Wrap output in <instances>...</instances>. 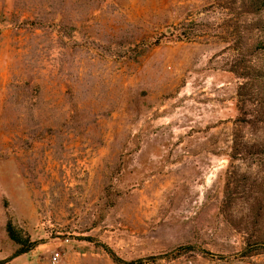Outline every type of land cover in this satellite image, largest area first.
Returning a JSON list of instances; mask_svg holds the SVG:
<instances>
[{
  "label": "rangeland",
  "instance_id": "1",
  "mask_svg": "<svg viewBox=\"0 0 264 264\" xmlns=\"http://www.w3.org/2000/svg\"><path fill=\"white\" fill-rule=\"evenodd\" d=\"M262 44L264 0H0V263L264 264Z\"/></svg>",
  "mask_w": 264,
  "mask_h": 264
},
{
  "label": "trees",
  "instance_id": "2",
  "mask_svg": "<svg viewBox=\"0 0 264 264\" xmlns=\"http://www.w3.org/2000/svg\"><path fill=\"white\" fill-rule=\"evenodd\" d=\"M248 6V10H252V13H256L259 11V9H257L258 6L256 7H253V5H247ZM250 6V7H249ZM259 48L263 49L264 50V44L262 45H259ZM8 235H9V238L13 241H15L18 245H19V249L18 251L16 252V256L18 255H22V254H25L27 252H29L30 250H32L35 246H36V243L33 242V241H30L29 239H26L25 241H21V239H19L16 235V233L13 231V229H11V227H8ZM103 250L108 253L114 261L116 262H121L120 259H118L107 247L105 246H102ZM193 248L192 246H180V247H177L176 249H174L173 251H171L169 253L170 256L172 257H178L180 256L184 251L186 250H189ZM204 255H208V256H211V254L209 252H203L201 251ZM167 256V255H166ZM141 262L138 261V264ZM2 264V263H0Z\"/></svg>",
  "mask_w": 264,
  "mask_h": 264
},
{
  "label": "built area",
  "instance_id": "3",
  "mask_svg": "<svg viewBox=\"0 0 264 264\" xmlns=\"http://www.w3.org/2000/svg\"><path fill=\"white\" fill-rule=\"evenodd\" d=\"M50 263L51 264H62L61 263V256L59 253H54L50 257Z\"/></svg>",
  "mask_w": 264,
  "mask_h": 264
}]
</instances>
